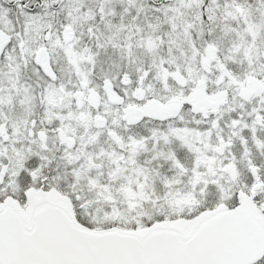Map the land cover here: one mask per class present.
Instances as JSON below:
<instances>
[{"label":"snow or ice","instance_id":"1","mask_svg":"<svg viewBox=\"0 0 264 264\" xmlns=\"http://www.w3.org/2000/svg\"><path fill=\"white\" fill-rule=\"evenodd\" d=\"M0 264H264V0H0Z\"/></svg>","mask_w":264,"mask_h":264}]
</instances>
